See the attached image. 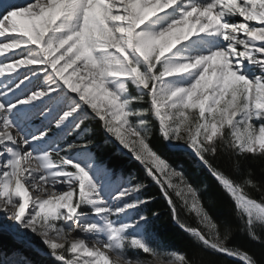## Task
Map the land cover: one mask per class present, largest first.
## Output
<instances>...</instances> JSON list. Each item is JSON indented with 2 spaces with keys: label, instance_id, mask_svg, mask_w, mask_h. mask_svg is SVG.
Masks as SVG:
<instances>
[{
  "label": "snow or ice",
  "instance_id": "snow-or-ice-1",
  "mask_svg": "<svg viewBox=\"0 0 264 264\" xmlns=\"http://www.w3.org/2000/svg\"><path fill=\"white\" fill-rule=\"evenodd\" d=\"M0 38V264H264V0H0Z\"/></svg>",
  "mask_w": 264,
  "mask_h": 264
},
{
  "label": "trees",
  "instance_id": "trees-1",
  "mask_svg": "<svg viewBox=\"0 0 264 264\" xmlns=\"http://www.w3.org/2000/svg\"><path fill=\"white\" fill-rule=\"evenodd\" d=\"M110 154H111V149L103 153L104 156H108ZM113 162L122 166L123 172L121 173L123 175L130 173L132 175H139L141 177L143 176L141 166L137 164L135 161H132L130 158H121L118 160L114 159ZM255 167H256L257 175H259L260 167L258 164ZM148 194L156 196V199L153 200L150 204H148V209L159 211V216L154 217L152 222L153 224L160 225V231H159L160 238L169 246L170 249L176 250L178 252H186L190 258H194L197 260L202 259L198 254V250L192 244V241L188 236V234L182 233L181 230L175 224L171 223L169 212L167 210V205L163 200V198L159 195V191L153 188L149 190ZM253 195L259 196V193H253ZM220 211L223 212L224 209L221 208ZM182 216L185 217L188 223L193 225L197 224V220L195 218L194 213L188 215L182 212ZM261 235L264 236V233H261ZM235 242L237 243V245L243 246L251 253H253L257 259H261L262 257H264V252H262L260 247L255 242L247 241L239 233L236 234ZM12 247H13V243L9 238V236L5 232L0 231V252L7 253ZM226 259H228L231 264V258H226Z\"/></svg>",
  "mask_w": 264,
  "mask_h": 264
},
{
  "label": "bare ground",
  "instance_id": "bare-ground-1",
  "mask_svg": "<svg viewBox=\"0 0 264 264\" xmlns=\"http://www.w3.org/2000/svg\"><path fill=\"white\" fill-rule=\"evenodd\" d=\"M26 23V22H23ZM3 38H0V40H2ZM72 69H68L66 74H71ZM74 80L76 79L75 77L73 78ZM31 167H35V162H33V164L31 165ZM131 210V209H130ZM0 224L3 225H8V226H12L13 222L11 220L6 219L2 213H0Z\"/></svg>",
  "mask_w": 264,
  "mask_h": 264
},
{
  "label": "rangeland",
  "instance_id": "rangeland-1",
  "mask_svg": "<svg viewBox=\"0 0 264 264\" xmlns=\"http://www.w3.org/2000/svg\"><path fill=\"white\" fill-rule=\"evenodd\" d=\"M130 158V156H129ZM131 159V158H130ZM134 161V160H132ZM138 164V163H137ZM123 175H121L120 173L117 174V178H121ZM143 205H141L140 207L142 208ZM130 211L132 212H135V209H131ZM4 225L3 224H0V228H2ZM3 232V231H2ZM34 240H36L37 242H39V238L38 237H33Z\"/></svg>",
  "mask_w": 264,
  "mask_h": 264
},
{
  "label": "clouds",
  "instance_id": "clouds-1",
  "mask_svg": "<svg viewBox=\"0 0 264 264\" xmlns=\"http://www.w3.org/2000/svg\"><path fill=\"white\" fill-rule=\"evenodd\" d=\"M156 264H159V262H156Z\"/></svg>",
  "mask_w": 264,
  "mask_h": 264
}]
</instances>
